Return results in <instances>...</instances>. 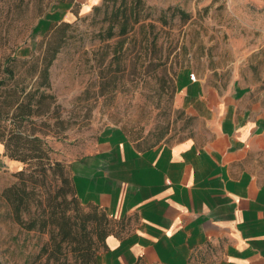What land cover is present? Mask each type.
Wrapping results in <instances>:
<instances>
[{
    "label": "rangeland",
    "instance_id": "374dc122",
    "mask_svg": "<svg viewBox=\"0 0 264 264\" xmlns=\"http://www.w3.org/2000/svg\"><path fill=\"white\" fill-rule=\"evenodd\" d=\"M142 1L0 0V83L5 80L0 100L33 98L32 114L23 117L22 130L42 138L50 159L67 171L73 159L119 127L145 144L202 135L205 123L182 106L187 95L177 93L183 80L227 86L236 71L264 103V31L253 26L264 24V5L242 0ZM124 15L131 16L130 23L120 34ZM114 18L115 34L109 37ZM55 50L45 79L42 70ZM12 57L14 75L9 76L4 64ZM39 99L41 104H35ZM9 113L2 116L8 118L4 124L14 117ZM22 169L31 171L0 145V264H81L76 229L66 240L57 236L61 249L48 260L50 251L44 246L51 249V227L30 230L16 220L3 191L19 180ZM253 169L264 176V148L255 152ZM60 184L59 174L52 171L44 189L53 191ZM68 205L69 213H75V204ZM90 211L83 207L79 216ZM119 228L109 220V230ZM215 255V250H203L192 264H214Z\"/></svg>",
    "mask_w": 264,
    "mask_h": 264
},
{
    "label": "crops",
    "instance_id": "0c3cea01",
    "mask_svg": "<svg viewBox=\"0 0 264 264\" xmlns=\"http://www.w3.org/2000/svg\"><path fill=\"white\" fill-rule=\"evenodd\" d=\"M241 79L181 81L202 135L146 146L119 127L70 162L83 204L125 224L95 264H192L203 250L217 252L214 264H264V176L253 169L264 103Z\"/></svg>",
    "mask_w": 264,
    "mask_h": 264
},
{
    "label": "trees",
    "instance_id": "16d2710c",
    "mask_svg": "<svg viewBox=\"0 0 264 264\" xmlns=\"http://www.w3.org/2000/svg\"><path fill=\"white\" fill-rule=\"evenodd\" d=\"M137 2L142 3L143 1L137 0ZM97 9H99V6ZM181 13L188 16L184 10H181ZM124 17L120 34L128 31L130 23L131 16L124 15ZM115 20L116 18L112 20L113 23L109 30V37L115 34ZM137 21L138 19L135 20V22ZM56 53L57 50L53 51L48 63L45 64L42 70L45 79L48 77L49 67L55 59ZM14 59L15 57L8 58L4 64V72L9 73V76L14 75V69L11 64ZM4 82L5 80L2 79L0 84ZM29 95H31V98L32 93ZM33 101V98H31L25 102V99H20L19 97L14 100H8L5 96L0 100V142L4 145L5 154L24 164H29L31 167L30 172H26L25 169L19 171V180L15 184L5 188L3 195L12 206L16 220L25 225L27 229L45 231L48 230V227L49 229L51 227V232L53 233L51 234V249L49 250L48 246H44L45 251H50L48 260L61 249L62 241L58 240L57 236L61 235L62 240H66L73 230L76 229L79 234V261L81 264H95L99 250L107 248L108 237L114 233H122L125 229V224L123 221L113 219L105 209L98 205L83 204L77 194L70 165L67 171L64 164L51 160L49 149L44 145L42 138L38 136L29 137L24 134L22 119L24 116L32 114ZM41 102L42 99H39L36 100L35 104H41ZM10 111H13L14 117L12 114L10 124H4L3 120H8V118L2 116H9ZM132 139L146 146L157 144H145L142 138ZM52 171H54V174H59L62 182L53 191L44 189L47 176ZM38 187L42 191H39ZM68 194H71L72 201L68 200ZM69 202L75 204L74 208L78 213H69ZM33 206L36 207L35 212L31 211ZM83 207L90 208L91 211L79 216V212ZM97 210H101V216L96 215ZM24 213H29L28 219L24 218ZM110 219L119 224L120 228L116 232L108 229ZM92 220H97L96 225L93 227L90 226V221Z\"/></svg>",
    "mask_w": 264,
    "mask_h": 264
}]
</instances>
